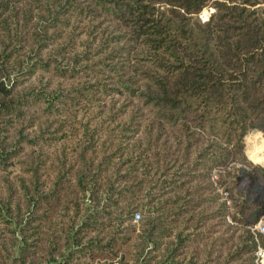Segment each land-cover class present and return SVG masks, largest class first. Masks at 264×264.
<instances>
[{
    "label": "trees",
    "instance_id": "obj_1",
    "mask_svg": "<svg viewBox=\"0 0 264 264\" xmlns=\"http://www.w3.org/2000/svg\"><path fill=\"white\" fill-rule=\"evenodd\" d=\"M252 130L264 0H0V264H153L176 228L164 210L185 218L155 264H198L176 258L218 217L223 243L248 231L223 264H255ZM123 223L138 242L117 241Z\"/></svg>",
    "mask_w": 264,
    "mask_h": 264
},
{
    "label": "rangeland",
    "instance_id": "obj_2",
    "mask_svg": "<svg viewBox=\"0 0 264 264\" xmlns=\"http://www.w3.org/2000/svg\"><path fill=\"white\" fill-rule=\"evenodd\" d=\"M212 11H213L212 9H205L202 12L201 17L204 20L208 19L209 15ZM129 134H133V132H130ZM245 152H246L247 157L254 164L264 165V159H263L264 158V135L261 131L252 130L245 136ZM252 153H253V155H252ZM121 160H122V157L120 155H117L116 161L120 162ZM220 169L221 168H219V167L212 168L211 175L213 177L218 176V174L221 171ZM219 176H220V174H219ZM197 183H198V181H196V183H193V184H197ZM218 192L222 193V195L224 197L228 196V194H226V191L224 190L223 187L218 186ZM167 196H170V195H165L164 198H168ZM139 207H140L139 202L135 201V202H132L129 209L131 212H133L134 210H140ZM214 208L216 209V207H214ZM162 213H163V221L166 223V221L168 220L167 226H171L173 223L170 220H173L175 223L174 225L176 226L177 229L176 228L174 229L173 235L168 236L166 238L167 243L163 244L161 246L160 250L155 252L156 256H158V257H156V258L152 257L153 260L151 262L153 264H155L158 260L160 261L161 259H163L162 257L164 256V254L168 253L167 251L169 249L171 250L172 248L175 247V243L170 244V242H172L175 239V235L181 230V228L183 226L182 222L185 218L184 216H182V217L179 216V219H177V218L174 219V216L168 215L165 212V210L163 212L161 211V214ZM222 220L223 219H220L218 217L215 219H211L205 225H202V227H195V228H192L191 230L189 229V232L190 231L192 232L193 237L197 241L194 240V241L190 242L189 247L185 248L184 253L182 255H180L179 257H177L176 260H180V258H184L185 262H188L192 258L193 262H196L198 264H203L204 262H206V260L208 258H210V261H213V259L216 258L217 261L215 263H217L219 261L220 264H223L224 261H226V260L228 261L230 256L232 258V255L236 251L237 247L245 246V242H241V240L243 238H245L248 231H247V229H244V228L241 229L240 227L232 226L230 242L223 243V241H222L223 234H225V239H226V233H224L225 232L224 231V224H222L223 223ZM228 220L232 222L231 224L235 223L230 216L227 217V221ZM0 223H2V222L0 221ZM258 223L252 226V231L254 230V232H255L257 230L256 225H258ZM1 225H2V227H1ZM1 225H0V228H2V230H4V229L8 230L3 226V224H1ZM104 227L106 230L105 233L109 232L113 229L108 223H106V225ZM125 227H126L125 223H123L120 226V231L117 232L116 238L120 237L122 239H117V241L118 242H138L136 240V238L127 239L128 232H127V229ZM115 229L116 228H114V231H115ZM105 233L103 232L101 234H98V232L96 231V232H90L88 234L93 236V237L98 236L99 238H101L102 236H107V234H105ZM186 233H187V231H186ZM186 233L184 235H186ZM86 240H88V239H86ZM106 241H107V239H103V242H106ZM257 242H258V244L262 243L259 236L257 237ZM131 244L132 243H130L129 247L127 248V253L134 255L136 251H134V248L131 247ZM208 255H209V257H208ZM151 256H153V255H151ZM247 256H249V255L247 254ZM233 262L234 261H232V263H231V261H230L229 263H226V264H233ZM255 264H256V262H255Z\"/></svg>",
    "mask_w": 264,
    "mask_h": 264
},
{
    "label": "built area",
    "instance_id": "obj_3",
    "mask_svg": "<svg viewBox=\"0 0 264 264\" xmlns=\"http://www.w3.org/2000/svg\"><path fill=\"white\" fill-rule=\"evenodd\" d=\"M257 228L260 231L264 232V221L259 223L257 225ZM256 264H264V247H262L261 245L258 246V249L256 251Z\"/></svg>",
    "mask_w": 264,
    "mask_h": 264
},
{
    "label": "bare ground",
    "instance_id": "obj_4",
    "mask_svg": "<svg viewBox=\"0 0 264 264\" xmlns=\"http://www.w3.org/2000/svg\"><path fill=\"white\" fill-rule=\"evenodd\" d=\"M254 153V152H253ZM253 153H252V155H253Z\"/></svg>",
    "mask_w": 264,
    "mask_h": 264
}]
</instances>
